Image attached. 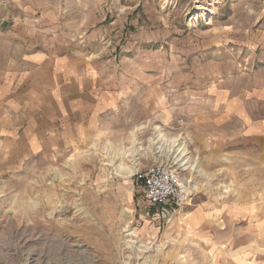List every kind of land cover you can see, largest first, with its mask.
I'll return each mask as SVG.
<instances>
[{
  "label": "rangeland",
  "instance_id": "374dc122",
  "mask_svg": "<svg viewBox=\"0 0 264 264\" xmlns=\"http://www.w3.org/2000/svg\"><path fill=\"white\" fill-rule=\"evenodd\" d=\"M29 38L114 105L0 164V264H264V0H0V69ZM159 163L192 192L168 223L137 179Z\"/></svg>",
  "mask_w": 264,
  "mask_h": 264
},
{
  "label": "crops",
  "instance_id": "0c3cea01",
  "mask_svg": "<svg viewBox=\"0 0 264 264\" xmlns=\"http://www.w3.org/2000/svg\"><path fill=\"white\" fill-rule=\"evenodd\" d=\"M24 43L0 69V164L12 171L74 147L114 105L92 68L31 38Z\"/></svg>",
  "mask_w": 264,
  "mask_h": 264
},
{
  "label": "built area",
  "instance_id": "2783aa9c",
  "mask_svg": "<svg viewBox=\"0 0 264 264\" xmlns=\"http://www.w3.org/2000/svg\"><path fill=\"white\" fill-rule=\"evenodd\" d=\"M137 179L143 184L145 200L158 209L159 216L170 222L180 208L191 201V194L172 166L159 163L139 171Z\"/></svg>",
  "mask_w": 264,
  "mask_h": 264
}]
</instances>
